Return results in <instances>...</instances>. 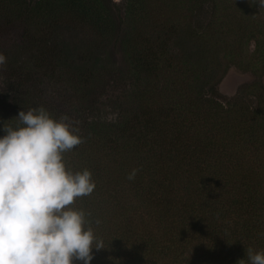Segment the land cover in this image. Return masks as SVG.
<instances>
[{"label": "trees", "instance_id": "16d2710c", "mask_svg": "<svg viewBox=\"0 0 264 264\" xmlns=\"http://www.w3.org/2000/svg\"><path fill=\"white\" fill-rule=\"evenodd\" d=\"M125 2L0 0V135L3 123L18 126L20 110L39 106L78 127L83 142L64 159L96 183L72 205L103 241L91 264L264 256V8L250 0ZM121 23L120 74L131 83L107 118L101 98L115 72L99 51ZM10 29L19 41L4 46ZM231 68L254 76L233 96L221 89Z\"/></svg>", "mask_w": 264, "mask_h": 264}, {"label": "clouds", "instance_id": "9594fccd", "mask_svg": "<svg viewBox=\"0 0 264 264\" xmlns=\"http://www.w3.org/2000/svg\"><path fill=\"white\" fill-rule=\"evenodd\" d=\"M250 2L264 8V0ZM6 61L0 52V67ZM16 117L18 126L3 123L0 135V264H91L103 241L85 227V211L72 205L92 194L96 183L89 169L72 170L64 159L83 142L78 127L44 106ZM246 259L264 264V256L250 250Z\"/></svg>", "mask_w": 264, "mask_h": 264}, {"label": "rangeland", "instance_id": "374dc122", "mask_svg": "<svg viewBox=\"0 0 264 264\" xmlns=\"http://www.w3.org/2000/svg\"><path fill=\"white\" fill-rule=\"evenodd\" d=\"M112 4L118 5V6H124L125 0H110ZM123 27V31H119V35L114 38L111 43L105 47L102 48L99 52H101V59L100 61L108 67L109 70H112L115 72L113 75L114 81L112 83L113 86H110L106 88L104 91L105 95L101 98L104 102H106V108L104 112V116L107 118H113L115 116L114 109L108 104H110L112 99L118 98L120 96H124L125 92H127L126 89L130 87V81L126 80V78L122 77L120 74L121 70L127 69V62L125 58V54L123 52L122 46H121V37L124 34V28L125 24L121 23ZM20 32L17 29H10L8 32H6V35L2 39V44L4 46L6 45H12L17 44L19 41ZM1 44V46H3ZM254 43L251 44L250 52L253 51ZM254 79V76L250 73H244L241 72L235 68H231L224 78V80L221 83V89L223 93L233 96L239 86L244 83L251 82ZM264 82V78H263ZM6 76L2 68L0 67V92L5 88L6 86Z\"/></svg>", "mask_w": 264, "mask_h": 264}]
</instances>
